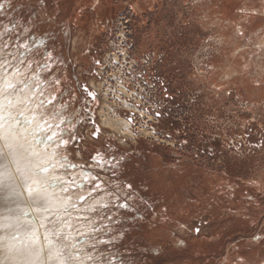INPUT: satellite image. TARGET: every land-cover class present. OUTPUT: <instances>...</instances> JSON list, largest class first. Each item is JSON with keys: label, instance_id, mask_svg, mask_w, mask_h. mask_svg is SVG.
Listing matches in <instances>:
<instances>
[{"label": "rangeland", "instance_id": "obj_1", "mask_svg": "<svg viewBox=\"0 0 264 264\" xmlns=\"http://www.w3.org/2000/svg\"><path fill=\"white\" fill-rule=\"evenodd\" d=\"M140 1L0 0V98L36 92L73 201L45 234L65 264H264V0Z\"/></svg>", "mask_w": 264, "mask_h": 264}, {"label": "bare ground", "instance_id": "obj_2", "mask_svg": "<svg viewBox=\"0 0 264 264\" xmlns=\"http://www.w3.org/2000/svg\"><path fill=\"white\" fill-rule=\"evenodd\" d=\"M10 82L8 78L5 83ZM31 88L25 89L20 100L0 98V264H65L59 245L46 236L44 223L47 217L70 207L73 201L57 182L58 147L52 145L53 140L43 138L46 120L26 112L24 102L37 96ZM121 93L127 96L120 97L121 108L135 109V114L142 112L138 103L128 102V89H122ZM134 96L142 102L141 94L136 92ZM105 102L108 114L101 116L103 126L112 130L117 138H128L124 130L131 133L132 122L117 117L115 111L120 106L109 103L108 92ZM18 103L24 106L23 113L17 116ZM149 118L156 120L151 115Z\"/></svg>", "mask_w": 264, "mask_h": 264}, {"label": "crops", "instance_id": "obj_3", "mask_svg": "<svg viewBox=\"0 0 264 264\" xmlns=\"http://www.w3.org/2000/svg\"><path fill=\"white\" fill-rule=\"evenodd\" d=\"M152 4H153V0H141L139 2V4L137 5V8L139 10H143V8H145L147 6L148 7L149 6H152ZM105 10L107 11L109 9L106 7ZM239 220L242 221V219H239ZM257 234L259 235V239L264 238V227H262L261 229H259V231H258ZM238 254H239V257H240L239 258L240 264H251V262L248 260V258H245V252L244 251L243 252H238Z\"/></svg>", "mask_w": 264, "mask_h": 264}, {"label": "built area", "instance_id": "obj_4", "mask_svg": "<svg viewBox=\"0 0 264 264\" xmlns=\"http://www.w3.org/2000/svg\"><path fill=\"white\" fill-rule=\"evenodd\" d=\"M126 56H127V55H126ZM130 64H132V65L134 64V65H136V67H137V65H138V64L136 63V61H134V62H132V63H130ZM137 69H138V67H137ZM138 75H139V80H140L139 85H140V84H142V83L144 82V81H143L144 78H143V76H142L143 74H142L141 72H139ZM148 87H149V86H148ZM144 89H145L146 91H148V94H149L150 89L147 88V87H145V86H144ZM150 93H151V92H150ZM137 94H138V93H137ZM140 94H141V93H140ZM141 101H142V102H136V100H135V102L138 103V104H139V103H143V101H144L143 97H142V100H141ZM138 106H140L141 108H145L146 111L150 110V107H146V106L144 107L143 104H139ZM155 106H156L157 108L159 107L158 104H155ZM152 108H153V107H152ZM133 116H136V114L133 115Z\"/></svg>", "mask_w": 264, "mask_h": 264}, {"label": "water", "instance_id": "obj_5", "mask_svg": "<svg viewBox=\"0 0 264 264\" xmlns=\"http://www.w3.org/2000/svg\"><path fill=\"white\" fill-rule=\"evenodd\" d=\"M85 90L87 91V89L85 88ZM89 96L92 98V99H94L95 97H94V95H93V93H89Z\"/></svg>", "mask_w": 264, "mask_h": 264}]
</instances>
